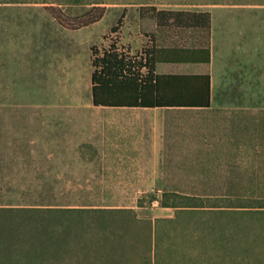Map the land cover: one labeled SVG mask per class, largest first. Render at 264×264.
Segmentation results:
<instances>
[{"label":"rangeland","instance_id":"1","mask_svg":"<svg viewBox=\"0 0 264 264\" xmlns=\"http://www.w3.org/2000/svg\"><path fill=\"white\" fill-rule=\"evenodd\" d=\"M249 3L264 21V0L0 2V264H264V211L256 208L264 206V24L251 16L249 25L247 10L231 14L234 23L211 10L213 63L180 66L215 79L209 116L218 124L214 135L208 134L215 145L207 154L214 151L227 163L224 172L204 175L196 189L202 191L72 189L71 180L81 174L65 170L57 176L55 163L64 157L63 166L71 167L72 157L97 154L103 112L92 102L93 47L103 51L114 45L136 55L151 45V34L160 44H172L148 10L141 15L142 5L206 10ZM50 4L60 5L74 23L89 14L102 16L67 28L47 9ZM125 8L123 25L112 32ZM177 40L187 42L182 36ZM163 66L159 70L178 71ZM238 117L255 130V163L242 174L239 188L230 162ZM62 180L68 184L57 191ZM164 193L179 204L208 206H162ZM184 195L203 198L184 200ZM112 204L127 208H68Z\"/></svg>","mask_w":264,"mask_h":264},{"label":"crops","instance_id":"2","mask_svg":"<svg viewBox=\"0 0 264 264\" xmlns=\"http://www.w3.org/2000/svg\"><path fill=\"white\" fill-rule=\"evenodd\" d=\"M254 6V7H253ZM247 8V9H245ZM255 5H214L211 9V61L210 62H159L157 72L161 74H210L212 83V105L210 107H140V106H97L102 108L101 136L96 143L97 154L94 156L72 157L68 163L71 167H64L65 158H56V174L64 175L65 170L73 175H79L77 181L71 180V187L85 189L86 191H202L196 190L203 185L205 174L224 172L222 167L227 163L224 156L216 155L214 151L207 154V149L215 145L207 139L209 132L214 135L217 128V119L209 116L214 108L213 74L180 68L181 64L210 65L214 60L213 25L214 14L211 10L225 13L234 23L231 14L238 15L242 10L248 18L251 16L259 24L255 15ZM200 10V9H195ZM205 10V11H206ZM202 11V9H201ZM237 13V14H236ZM253 18V19H254ZM248 25V26H249ZM158 27V25H157ZM159 29H162L158 27ZM167 32L168 40L172 44H160L159 37L155 34L159 47L185 46L190 48L202 47L201 35L189 29L193 35L189 37L187 31L172 32V28L162 29ZM173 33V34H170ZM183 33V34H182ZM183 37L186 43H177V38ZM190 41V42H188ZM220 61V60H219ZM170 65L178 71L164 72L159 70V65ZM163 66V67H164ZM239 70V76L245 72ZM249 70V69H248ZM252 73V70L246 73ZM264 74V73H263ZM245 118L238 117L232 135V174L237 177V188L242 184V176L246 171L252 170L255 163L254 127L247 123ZM247 149V150H246ZM252 152V153H251ZM247 153V155H244ZM251 153V154H250ZM78 165V166H75ZM66 172V173H67ZM196 180L200 182L197 183ZM63 180L56 182V189L65 188ZM57 209L64 210V205H57ZM71 210H85L88 208H102L104 210L127 208L123 205H75ZM129 208H134L129 207Z\"/></svg>","mask_w":264,"mask_h":264},{"label":"trees","instance_id":"3","mask_svg":"<svg viewBox=\"0 0 264 264\" xmlns=\"http://www.w3.org/2000/svg\"><path fill=\"white\" fill-rule=\"evenodd\" d=\"M17 1L0 0L4 3ZM74 1L79 2L80 0ZM99 8L103 10L105 7ZM47 9L63 26L73 29L89 25L102 16V13L89 14L84 20L74 23L60 5L50 4ZM146 10L155 17L158 27L179 31L192 29L198 32L202 40L204 39L206 42L198 48L159 47L155 35L151 34L149 35L151 45L143 47L141 52L136 55L114 45L103 51L93 47L94 70L91 75L93 104L95 106L210 107L212 105L210 74H161L157 72V64L159 62H210L211 12L142 5L140 7L141 15ZM126 14L127 9L125 8L118 23L112 27V32L120 29ZM184 196V200L195 198L201 200L200 198H203L192 195ZM160 203L162 206L176 208L208 206L204 204L189 205L187 202H185L186 205L185 203L184 205L179 204L176 200H170L166 193L163 194ZM239 207L254 208L253 205H240ZM256 208L264 211L262 209L264 206Z\"/></svg>","mask_w":264,"mask_h":264}]
</instances>
